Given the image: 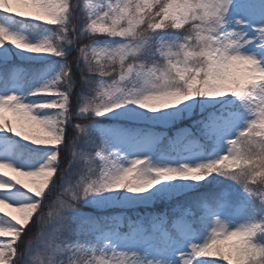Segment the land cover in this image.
<instances>
[{"label": "snow or ice", "instance_id": "obj_1", "mask_svg": "<svg viewBox=\"0 0 264 264\" xmlns=\"http://www.w3.org/2000/svg\"><path fill=\"white\" fill-rule=\"evenodd\" d=\"M0 264H264V0H0Z\"/></svg>", "mask_w": 264, "mask_h": 264}, {"label": "rangeland", "instance_id": "obj_2", "mask_svg": "<svg viewBox=\"0 0 264 264\" xmlns=\"http://www.w3.org/2000/svg\"><path fill=\"white\" fill-rule=\"evenodd\" d=\"M5 171H7L8 172V175L9 176H14V175H16L15 173H13L11 170H5ZM20 179H22L25 183H29V185L30 186H32L31 185V183H30V180H29V178H26V177H19ZM5 211H12L11 209H5Z\"/></svg>", "mask_w": 264, "mask_h": 264}]
</instances>
